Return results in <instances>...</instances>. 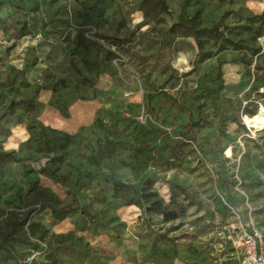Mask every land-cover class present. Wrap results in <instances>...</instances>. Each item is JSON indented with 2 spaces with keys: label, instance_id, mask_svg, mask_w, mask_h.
I'll use <instances>...</instances> for the list:
<instances>
[{
  "label": "rangeland",
  "instance_id": "obj_1",
  "mask_svg": "<svg viewBox=\"0 0 264 264\" xmlns=\"http://www.w3.org/2000/svg\"><path fill=\"white\" fill-rule=\"evenodd\" d=\"M140 1L0 0V151L17 159L0 168V264L30 251L37 264H237L229 237L264 224V107L241 128L228 104L254 88L255 65L231 49L197 64L193 40L167 35L184 10L207 27L234 11V27L264 0H170L156 25ZM21 99L38 109L8 115ZM98 141L112 146L92 167ZM148 179L176 220L130 205ZM67 205L80 212L55 223Z\"/></svg>",
  "mask_w": 264,
  "mask_h": 264
},
{
  "label": "trees",
  "instance_id": "obj_2",
  "mask_svg": "<svg viewBox=\"0 0 264 264\" xmlns=\"http://www.w3.org/2000/svg\"><path fill=\"white\" fill-rule=\"evenodd\" d=\"M170 0H141L138 4L137 11L143 15L145 21L149 23L159 24L162 22V16L169 13ZM225 0H219L224 2ZM248 16L242 18L239 15L238 24L234 27H229L226 21L237 14L234 11H225L214 25L207 27L204 26L201 14L196 12L193 16L186 14L185 10L179 15L177 21L173 23L167 30V35L175 42L179 38L193 40L197 49L196 63L203 64L206 61L217 58V56L229 49L238 53V57L233 60L234 63L244 65L246 68L254 66L255 76L253 79L254 88L245 96L244 99H239L234 105L229 101V107L234 116L233 122L240 126L242 125L241 119L243 117H250L257 115L258 106L264 107V91L260 92L259 89L264 90V67L258 62L264 59V47L259 43V40L264 38V12L255 15L248 9H244ZM29 36V33H23L22 38ZM84 35L78 32L75 40L81 42H89L84 39ZM86 45V44H84ZM82 46V45H79ZM111 55V53H110ZM223 62L218 61V75L220 80L219 90L223 89V81L221 79V66ZM253 90L256 93L257 100H252ZM244 102L246 105L243 106ZM39 105L32 100L21 99L19 101H11L7 107L8 115L12 116L17 110L23 112H34L38 109ZM264 131V130H262ZM75 136L68 133L63 134L62 150H68L74 144ZM112 143L106 141L104 145L100 141L97 143L96 151L86 157L84 160L92 167H99L101 162L108 157V150ZM38 152H44L39 150ZM17 162L16 157L6 151H0V168L7 164ZM154 183L148 179L140 191L141 196L139 201L130 203V205L137 206L143 215H157L163 218L164 221H174L177 216L174 212L170 211L169 204H165L163 199L153 189ZM80 210L77 207L67 205L59 208L53 207L50 211L52 220L55 223H61L77 214ZM41 228L40 225L30 224L29 228ZM71 233L64 235H54L58 241H63L70 236ZM46 264L48 262L47 259Z\"/></svg>",
  "mask_w": 264,
  "mask_h": 264
},
{
  "label": "built area",
  "instance_id": "obj_3",
  "mask_svg": "<svg viewBox=\"0 0 264 264\" xmlns=\"http://www.w3.org/2000/svg\"><path fill=\"white\" fill-rule=\"evenodd\" d=\"M229 239L234 248L237 264H264V224L249 218L239 223ZM39 260H43L42 252L30 251L22 264H37Z\"/></svg>",
  "mask_w": 264,
  "mask_h": 264
},
{
  "label": "crops",
  "instance_id": "obj_4",
  "mask_svg": "<svg viewBox=\"0 0 264 264\" xmlns=\"http://www.w3.org/2000/svg\"><path fill=\"white\" fill-rule=\"evenodd\" d=\"M71 231H72V229L70 227H67L66 232L69 233ZM107 264H122V263L121 262H115L114 260H107Z\"/></svg>",
  "mask_w": 264,
  "mask_h": 264
}]
</instances>
